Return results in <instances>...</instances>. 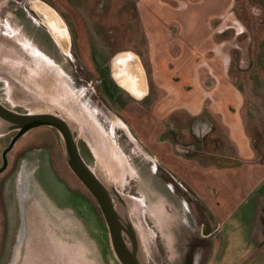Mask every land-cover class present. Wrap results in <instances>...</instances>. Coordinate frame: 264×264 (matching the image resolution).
Wrapping results in <instances>:
<instances>
[{
	"label": "rangeland",
	"instance_id": "374dc122",
	"mask_svg": "<svg viewBox=\"0 0 264 264\" xmlns=\"http://www.w3.org/2000/svg\"><path fill=\"white\" fill-rule=\"evenodd\" d=\"M138 1L29 0L27 12L16 7L20 1L0 0V100L20 111L50 110L55 103L68 109L80 123L82 141L94 154V171L115 179L128 200L140 202L143 212L132 214V218L148 246L150 264H264V42L260 35L252 44L245 33L250 29L249 25L246 28L249 16L257 18L261 14L250 11L249 4L264 9V0H237L229 11H222L219 23L229 31L223 32L224 45L222 42L216 48L215 55L222 61L230 58L231 64L225 81L217 73L209 78L217 86L215 98L223 97L225 82H229L233 88L226 96L232 99L225 106L213 108L208 104L213 103L211 92L205 88V93L210 94L203 105V116L191 122L199 138V142L191 144L198 151L192 155L194 149L187 146L183 151L188 155L180 156L171 154L170 142L180 140L175 138L180 136L175 128L180 116L187 117L181 110L183 104H167L171 117L164 122L167 136L162 137L165 128L158 124L154 110L151 112L153 97L140 101L141 97L128 92L115 78L114 64L119 55H123L119 61L126 64L133 60L135 64L131 66L140 69L136 55H141L143 64L146 60L147 42ZM147 1L143 11L152 16L157 10L153 0ZM206 1L209 0H202L195 9L190 2L163 1L170 5L166 12H171V17L165 26L170 40L159 42L160 47L176 49L179 42L174 39L175 22L190 13L189 17H205L211 10ZM225 5L226 1L221 0L220 9ZM171 19L175 21L172 24ZM163 29L161 26L162 36ZM187 43L189 49L197 48ZM127 52L133 58H127ZM205 64L208 73L215 67L211 61ZM135 75L138 86L142 84L147 91V74L144 76L141 69ZM103 79H107L108 87ZM21 86L34 96L26 94ZM217 108L229 115L236 112L235 133L231 136L228 125L216 116ZM184 124L190 137L189 126ZM14 136L0 137V167L2 153ZM57 142L62 151L55 131L41 127L21 138L8 154L10 169L0 176V228L8 226L11 217L12 236L5 244L0 239V264H24L28 242L35 238L32 234L36 223L68 263L117 264L104 218L101 215L104 222L100 226L92 219L89 201L79 196L67 199L70 205L66 206L56 201L52 190V194L44 190L40 178L43 163L50 168L54 165L70 188H85L72 172L73 177L62 175L60 162L51 152ZM240 147H250L253 156L244 160L238 154ZM148 152L162 161L161 165L158 162L160 170L171 174L185 191L193 221L189 215L176 212L166 197L161 199L159 180L156 196H152L153 190H149L137 169L140 166L147 172L142 154L150 155ZM219 162L224 166H218ZM57 195L65 199L62 189ZM149 199L158 206V212L151 217ZM29 216L36 222L31 223ZM192 230L205 231L207 235L198 240Z\"/></svg>",
	"mask_w": 264,
	"mask_h": 264
},
{
	"label": "crops",
	"instance_id": "0c3cea01",
	"mask_svg": "<svg viewBox=\"0 0 264 264\" xmlns=\"http://www.w3.org/2000/svg\"><path fill=\"white\" fill-rule=\"evenodd\" d=\"M163 1L171 2L172 0H153L157 12H155L152 16L143 11V9H145L143 4L148 1H138L140 2V6L137 5V8L139 9L140 20L142 22L146 37L147 54L144 64L141 61L140 54L136 55V58L139 59L144 76L147 74L146 81H148V90L145 91L142 87V84H140L141 86H138L136 80L137 75H135V73L139 74L141 69L140 66L136 68L131 66V64L134 65L135 63L133 60H130L126 63V65H128L126 69L132 75V83L129 84L131 90L129 91L134 96L139 98L141 97L140 101H145L149 97H153L151 112L154 110L153 113L155 116H157L155 119L157 120L158 124L160 127L165 128L164 132H162V137H164V134H167V128L164 122L167 119L170 120L171 117L168 113L169 110L166 108L167 104L168 106L173 102L183 104L181 110L186 113L187 117L183 119V117L180 116V118H178L179 120L177 119L175 130L179 132L182 137L186 138V140H183L184 143L191 145V143L193 144L195 142H199V138L196 135L191 122L195 120V118L203 116V105L206 103V101H208V94H210L205 93V88H208V92H211V99H213V103L208 104L213 108L218 104L225 106L232 99V97H227L230 96V91L233 88L229 82H225V92L223 97L221 99L219 97L215 98L214 93L217 95V86H215L214 82L210 80L209 75H215L217 73L220 74L222 78H224V81L226 79L224 75L230 68L231 59L228 58L222 61L215 55V50L217 47L219 49L220 45H222L221 43L224 40L223 32L227 33L229 31V28H226L227 30H223V27L221 28L219 23L220 17L224 15L222 11L225 9L229 11L230 8L235 6L237 0H225L226 5L221 9V0H209L206 2H208L209 9L211 10L206 14L205 17H189V15H191L190 13L182 16L179 20H177V22H175L173 19L169 20V23L172 24L174 21V25L177 26V37H174V39L177 38L179 43L177 42L178 45L176 44V49L172 47H160L159 42H163V44H165L168 40H170V33L168 32L169 30H167L168 28L166 29L165 27L168 25L167 19H170L171 17V12L170 14L166 12L167 7H170V5H164L165 2ZM181 1L184 3L190 2L192 4L191 7L195 9L199 7L197 4H200L202 0ZM161 26H164L165 29H163L165 34L163 36L161 35ZM187 42H192L197 48L193 50L189 49ZM120 56L123 55H119V57ZM131 58L133 57L131 56ZM205 61H207V63L209 61H211V63H215V69L210 68V73H208L204 68V66H207ZM144 69L146 70V73ZM209 82L212 84L208 85ZM190 89H193L194 91L191 93ZM236 95L237 93L233 91V96L235 99ZM174 96L177 97L176 100H173ZM214 112L216 113V116L220 117L223 124L228 125V135L231 136L232 132L235 133V126L233 125L236 122V112L229 115L226 110L220 108H217ZM185 122L187 125L186 127L188 128L189 126L188 130H190V137L189 135H186L187 133H185ZM192 139H195V141L193 142ZM158 142L161 143L160 141ZM171 143L173 144L172 141ZM218 146L215 148L216 152L218 151L217 149H219ZM211 149L213 152H209L214 155L215 150H213V148ZM238 149V154L243 157L244 160H248L253 156V152L250 147H240ZM195 153L196 152L191 154L193 155ZM171 154L173 153L171 152ZM154 156L155 160L161 165L162 161L155 154ZM213 157L216 158L215 155ZM166 161H168V159H166ZM218 164L220 167L224 166L221 165L220 162ZM220 167L214 166L213 168L218 169ZM202 236H205V234Z\"/></svg>",
	"mask_w": 264,
	"mask_h": 264
},
{
	"label": "water",
	"instance_id": "95a60500",
	"mask_svg": "<svg viewBox=\"0 0 264 264\" xmlns=\"http://www.w3.org/2000/svg\"><path fill=\"white\" fill-rule=\"evenodd\" d=\"M20 89H23L26 94L34 96L23 86ZM41 104L45 103L41 102ZM41 127H50L58 133L63 157L68 168L97 202L109 232V241L117 264H150L148 246L142 232L132 219V214H136L131 211L132 208L142 210L140 202L128 200L118 189L115 179L109 175L97 174L94 171L91 162L95 157L92 152H89V145L82 141L80 123L61 104L55 103L53 109L50 110L31 111L25 108V111H20L9 107L6 102L0 100V137L15 134L9 146L2 153L3 165L0 168V176L7 170L9 166L8 154L19 140ZM81 147L85 149V152L87 151L86 155L82 153ZM43 187L44 190L48 191L44 184ZM155 191H153L154 195L152 196H156ZM160 194L163 200L165 195ZM152 206L154 208L152 212L156 215L158 206L156 203L148 201L150 212ZM29 217L31 223L36 222V218ZM139 222L144 232L145 223L142 219ZM35 228L36 231L32 234L35 238L28 242L24 264H72L65 261L62 254L60 255L38 223H36ZM125 236H127L129 244L126 242Z\"/></svg>",
	"mask_w": 264,
	"mask_h": 264
},
{
	"label": "flooded vegetation",
	"instance_id": "af4514ba",
	"mask_svg": "<svg viewBox=\"0 0 264 264\" xmlns=\"http://www.w3.org/2000/svg\"><path fill=\"white\" fill-rule=\"evenodd\" d=\"M17 1L18 2H15V3H19V1H20V3L16 7L21 6L25 9V11L29 12V9H28L29 0H17ZM249 2H250V0H249ZM249 6H250V11H255V12L260 11L261 14L257 18L249 16V18L247 19V23H246L247 27L246 28H248V25H249L250 29L249 28L245 29V33L248 34V36L246 38H247V40L250 41V43L253 44V43H257L258 38L260 37V35H262L263 40L262 39L261 40H262V42H264V14H262L264 12V9L260 8L259 6L253 7V3H252V6L250 4H249ZM245 9H246V7H245ZM49 10H50V8H49ZM30 14L33 15V22L35 23L36 18H34V14L31 12H30ZM54 14L57 15V13H55V12H54ZM260 30L262 33L260 32ZM124 55L127 58H131V56H132V54L129 52L124 53ZM119 58L120 57H118V59L115 61V64H114V69L116 70L115 71V78H116L117 82L120 85H122L123 88H125L128 92H130L129 90H131V88L129 87V84L132 83V75L126 69L128 67V65L119 61ZM105 80H107V79H103L101 81L105 82ZM104 82H103V84H104ZM105 83H107V82H105ZM104 86L108 87V83H107V85L104 84ZM169 137L173 138L171 135H169ZM175 138H180V140H179V142H175V141L171 140L173 142V144L170 142V144L172 146L173 155H179V156H180V154L188 155L186 152L183 151V149L186 148L187 146H191L194 149L193 151H191V153L198 151L197 147L195 148L194 145H192V144L188 145L187 143H184V141H183L184 139L181 135L177 136ZM81 150H82V153L84 155H86L87 151L85 152V149L82 147H81ZM148 153H150V152H148ZM147 155L142 154V158H143L144 162L146 163V165H148L147 166V169H148L147 172L145 170H141L140 166L139 167L136 166V167L138 169V173H140V175L143 176V180L148 185L149 190L154 191L156 189L155 185L157 184V181L159 180L160 184H161L160 189H161L163 194L165 193L164 195L166 197V200H168L169 205L176 212H178L180 215H189L191 220H192V217L190 215L191 211L189 208L188 201L186 200V194H185V191L183 190V188L179 186L178 182H176V180L173 178V176L171 174L167 175V174L163 173L162 170H160V167L158 166V162L154 159V157H155L154 154L150 153V155L149 154H147ZM8 160H9V166H8L7 170L2 175H4L10 169L11 163H10L9 155H8ZM2 165H3V162H2ZM150 200L151 199H149V201ZM150 206H151V204H150ZM150 209H151V212L149 213V216H152L154 214V212H152L154 210L153 206ZM134 212L138 213V215H139V212H143V210H141V209L139 210V208H136V209H134ZM133 221H134V219H133ZM105 226H106V223H105ZM107 232H108V229H107ZM191 232H192L193 236L198 234L197 235L198 240H200L201 238L204 239V237L207 235L205 231L204 232L200 231V232L196 233V230H192ZM108 234H109V232H108ZM201 234L202 235L205 234V236H202ZM11 236H12V226L11 225L7 226L4 224L0 228V239L2 240V243L5 244L7 239L8 240L11 239ZM125 240L129 244L127 236H125ZM111 249H112V247H111ZM112 252H113V249H112ZM113 255H114V253H113Z\"/></svg>",
	"mask_w": 264,
	"mask_h": 264
},
{
	"label": "trees",
	"instance_id": "16d2710c",
	"mask_svg": "<svg viewBox=\"0 0 264 264\" xmlns=\"http://www.w3.org/2000/svg\"><path fill=\"white\" fill-rule=\"evenodd\" d=\"M55 134H56L57 139L59 140V136H58V133L56 131H55ZM51 152H53L55 154V156L58 158V160L60 162V171H61L62 175L64 177H65V175L73 177V174L71 173L70 169L68 168V166H67V164L65 162V159H64L62 151H61L60 144L58 142H57L56 147H54V150H52ZM41 172L43 174V177L41 176L40 178H41L42 181L45 182V183L43 182L44 186L47 188V190L50 193H51V190L53 191V194H55L56 198L58 199L56 201L67 203L66 206H68V204H69L68 200H70L72 198H75V197L81 196V198L85 199L84 202L85 201H89V204L92 207V215H93L92 219H95V221L97 222V224L99 226L101 224H103L102 222H104V221L101 218V215H102L101 211H100V209H99V207L97 205V202L95 201V199L89 193L88 190H86L83 187L80 188L79 190H77L74 187L70 188L67 185V183L60 177V174L58 173L57 169L54 168V165H52V168H50L48 164L43 163L42 166H41ZM61 189L63 190L65 199H62V198H60V195H57V191L61 192ZM11 203H12V201H11ZM8 204H10V203H8ZM6 205H7V203H5V206ZM6 208H7V206H6ZM9 214L10 213H8V216H9ZM92 215H91V217H92ZM7 223L10 225L11 217H8V222Z\"/></svg>",
	"mask_w": 264,
	"mask_h": 264
}]
</instances>
